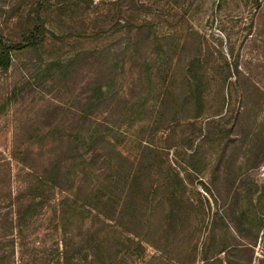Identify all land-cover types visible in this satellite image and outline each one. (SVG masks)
Returning <instances> with one entry per match:
<instances>
[{
	"label": "rangeland",
	"instance_id": "374dc122",
	"mask_svg": "<svg viewBox=\"0 0 264 264\" xmlns=\"http://www.w3.org/2000/svg\"><path fill=\"white\" fill-rule=\"evenodd\" d=\"M218 2L196 0V5L191 9L193 15L190 22L201 38L200 41L196 37L190 40L191 49L188 50L189 47L184 51V57L195 55L193 47L198 42L204 50L200 61L206 66H222L226 62L230 68L236 66L237 72L244 74L249 83H242V91L259 97L258 102L262 103L256 106L247 104L250 113L242 118L245 128L238 133H251V128L247 129L246 124L254 118L264 117V12L261 15L255 13L250 2H227L221 9L217 8ZM10 3L9 0H0V8L6 9ZM78 31L76 27L75 33ZM164 32L161 30V33ZM123 43V40L115 42V36L80 37L73 43L67 41L62 46L46 47L41 53L42 61L56 57L62 61L71 59L70 69L52 83L42 79L45 63H41L37 55H22L15 63L16 71L12 69L7 76H0V90L5 78L19 83L29 80L28 87L20 85L18 105L0 123V159L8 161L13 137H16L18 147L25 148L33 143L35 148H32L27 163L41 173L48 158L59 161L71 181L62 183H68L66 187L73 192V187L78 183L85 187L111 183L119 165L125 175L122 181L138 173L141 177L139 183L144 187V193H148L149 203L145 204L138 198L137 202L144 205L142 214L149 218L150 229L140 230L127 225L124 226L126 230L120 229L119 233H145L144 237L165 253V261L152 264H186L192 260L188 252L194 246L198 254L194 264H205L200 262L201 257L214 256L224 245L228 249L219 255L221 264H264V230H261L252 246L247 245V238L235 237L233 229L237 228L248 239L254 240V228L250 230L251 225L237 219L239 209L232 196L234 189L237 191L236 188H241L237 199L239 203H245V192H256L255 196L262 194L264 166L250 164L239 167L243 151H231L236 141L233 137L208 135L202 141L198 133V123L205 124L204 116L219 111L220 95L214 85L210 86L206 96L208 112L202 114L198 125L187 127L186 120L193 117L194 111L190 104L183 107L185 83H181L184 74L180 63L173 68L175 83L169 85L163 77L158 78L160 82H156L150 94L137 83L138 69L134 68L131 72L125 69L120 74L124 86L115 87L114 81L110 96L120 94L121 89H125L132 105L120 102L115 107V99L108 98L104 104L97 106L89 112L88 121L106 124L99 125L102 127L92 139L87 138L88 127H80L87 119L83 120L78 111L84 107L85 99L94 86L92 84L104 83L105 67L108 74L113 75L110 77L115 79V67L109 69L107 66L115 64V49ZM136 51V59L151 54L161 56L163 53L157 42L140 43ZM98 56H102L104 61L100 57L97 59ZM132 62L134 65L135 62ZM37 65L42 69L40 72ZM220 73L223 71L216 69L212 75L218 79ZM116 74H119V70ZM223 93L226 94V88ZM239 95L240 91L235 99ZM156 96L160 100L164 98V105H160V109ZM166 100H170V104L165 105ZM156 115H159L157 120L153 119ZM226 126L228 128L230 125ZM73 127L76 133H83L87 139L76 151H70L74 146L67 144V139L72 138ZM89 128L94 131L91 125ZM260 128L264 133V123ZM189 141L192 142L190 146ZM244 142L248 143L246 140ZM195 150L196 155L191 159V153ZM234 161L237 164L233 165ZM9 168L11 173L8 180H4L6 173L0 169V183H26L25 172L20 166L10 161ZM176 173L179 181L173 176ZM171 194L174 195L173 199L169 197ZM163 201H181L183 204L175 228L166 225V211L158 205ZM216 212L225 216L223 221L213 220ZM97 225L98 229L109 231ZM209 236L212 239L207 244L205 240ZM115 245V237L105 244L111 248H115ZM155 253L153 248L146 247L148 257L155 256ZM213 264H218V261L214 260Z\"/></svg>",
	"mask_w": 264,
	"mask_h": 264
},
{
	"label": "trees",
	"instance_id": "16d2710c",
	"mask_svg": "<svg viewBox=\"0 0 264 264\" xmlns=\"http://www.w3.org/2000/svg\"><path fill=\"white\" fill-rule=\"evenodd\" d=\"M9 1L11 3L6 9L0 8V76H7L12 69L16 71L15 63L22 55L34 54L42 61L41 53L48 46H62L67 41L73 43L80 37L115 36V42L124 41L123 45L115 49V64L107 66L109 69L115 67V79L110 77L113 75L108 74L105 67L104 83L92 84L94 86L89 97L85 99L84 107L78 111L83 120L87 119L80 127H88L86 132L89 140L99 133L102 127L99 125L106 124L89 122V112L104 104L108 98L115 99V107L120 102L125 105L131 104L129 96L124 92L125 89H121L120 94L110 96L114 81L115 87L124 86L120 74L125 69H129L130 72L134 68L138 69L137 83L142 90L147 89L150 94L156 82H160L158 78L163 77L172 85L173 68L180 63L184 74L181 83H185V94L182 93L183 107L190 104L194 111L193 117L186 120L187 127L199 124L198 133L202 141L208 135L233 137L236 141L231 151L233 153L243 151L239 167L250 164L255 167L264 166V133L260 128L264 123V117L254 118L252 122L246 124L247 129L251 128V133H238L245 128L242 118L250 113L247 104L253 103L255 106L257 103L262 104L258 102L259 97L255 98L247 94L246 90L242 91V83L246 85L249 80L244 74L237 72L236 66L230 68L226 62H223L222 66H206L200 61L204 50L198 42L193 47L195 55L184 57V51L189 47L188 50L191 49L190 40L196 37L200 41L201 38L190 22L193 15L191 9L196 5V0ZM227 2L236 4L250 2L255 13L261 15L264 12V0H219L217 8L221 9ZM76 27L79 31L75 33ZM161 30L165 32L161 33ZM149 42L160 44V50L163 51L161 56L151 54L136 59L138 55L136 47L140 43L145 45ZM100 58L104 61L102 56ZM70 60L62 61L56 57L42 61L41 63H45L44 69L37 65V71L40 72L41 69L44 75L42 79L52 83L70 69ZM132 61L135 62L134 65ZM216 69L223 71L218 79L212 75ZM117 70L119 74H116ZM50 73L52 75H49ZM3 82L0 90V123L18 105L16 103L17 96L21 94L20 85L28 87L29 80L27 83H19L8 77ZM212 85L219 91V111L205 115V124L202 125V122L197 121L209 110L206 106V96ZM225 88L226 94L223 93ZM239 91L240 95L235 99ZM170 99L173 101V98ZM155 100L160 109L164 105L162 104L164 98L160 100L159 96H156ZM169 101L166 100L165 105L170 104ZM235 103L237 105L234 110ZM224 107L226 108L223 114ZM153 119H159V115ZM88 124L94 131L90 130ZM226 125L230 126L227 128ZM74 129L75 127L72 128V138L67 139L68 146H74L70 151H76L87 141L86 135L76 133ZM245 140L248 143H245ZM188 144L190 146L192 142L189 141ZM32 148H35L33 143L25 148L18 147L16 137H13L8 161L0 159V169L6 173L4 180L10 179V161L20 166L27 180L26 183H0V264H152L155 261H165L164 251L150 243L144 237L145 233L128 231L124 234L119 233L120 229L126 230L124 226L127 225H133L140 230L150 229L149 218L142 214L144 205L137 202L138 198L145 204L149 203L148 193H144L138 173L122 181L125 175L119 165L116 166L115 177L111 179V183L88 187L78 183L73 187L75 189L73 192L71 188L66 187L68 183H62L71 181L69 174L63 172V164L59 161L48 158L41 173L27 163ZM195 155L196 150L191 153L190 158ZM235 164L237 161H234L233 165ZM173 176L179 181L178 173ZM261 187L263 193L256 196L254 195L256 192H245L243 201L245 203H239L240 200L237 199L241 188H236L237 191L234 189L235 192L232 194L233 202L239 209L237 219L245 225H251L250 230L254 228V240L248 239V236L243 235L239 229H233L235 237L243 240L247 238L248 246L254 245L258 234L264 230V181L261 182ZM173 196L171 194L169 197ZM158 205L166 211V225L175 228L180 218L179 211L183 207L181 201L175 203L163 201ZM214 216L213 220L220 221L225 217L220 212H216ZM97 224L109 231L98 229ZM228 227L231 226H226ZM114 237L115 248L105 246ZM211 239V236L207 237L205 243L209 244ZM146 247L153 248L156 255L148 257ZM227 249L224 245L210 258L203 255L200 262L213 264L215 260L221 264L219 255ZM189 255L192 256V260L186 264H194V258L198 255L195 246L188 252Z\"/></svg>",
	"mask_w": 264,
	"mask_h": 264
}]
</instances>
